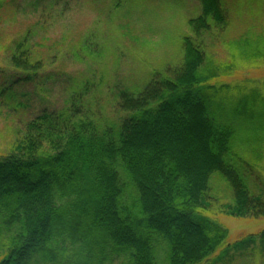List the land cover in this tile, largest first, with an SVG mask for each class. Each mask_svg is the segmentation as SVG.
I'll return each instance as SVG.
<instances>
[{
  "label": "trees",
  "instance_id": "16d2710c",
  "mask_svg": "<svg viewBox=\"0 0 264 264\" xmlns=\"http://www.w3.org/2000/svg\"><path fill=\"white\" fill-rule=\"evenodd\" d=\"M198 1L182 62L152 74L136 94L114 88L118 119L101 118L88 100L96 85L86 80L66 107L43 109L16 129L0 153V264H53L59 256L64 264H203L213 256L214 264H264V230L228 243V229L206 213L216 207L217 176L233 195L217 205L221 213L264 217V82H212L198 43L228 27L229 9L224 0ZM9 62L15 73L0 106L17 116L27 108L20 87L36 84L43 70L29 33Z\"/></svg>",
  "mask_w": 264,
  "mask_h": 264
},
{
  "label": "rangeland",
  "instance_id": "374dc122",
  "mask_svg": "<svg viewBox=\"0 0 264 264\" xmlns=\"http://www.w3.org/2000/svg\"><path fill=\"white\" fill-rule=\"evenodd\" d=\"M224 2L228 27L223 32L213 29L198 43L205 67L216 73L213 83L240 88L261 85L264 0ZM201 10L198 0H0V89L9 86L15 73L9 62L14 43L28 33L34 57L43 64L38 82L19 89L26 109L11 116L8 108L0 106V153L8 151L18 127L43 109L66 107L68 95L86 80L96 85L88 100L96 102L101 118L118 119L114 88L129 87L136 94L152 74L178 66L184 56L183 39L195 38L189 21ZM258 174L264 182V161ZM211 187L216 207L206 213L228 229V243L264 230V217L238 219L221 213L217 205L231 204L232 191L217 176ZM163 249L158 247L161 260ZM214 257L203 264H214ZM60 259L53 264H64ZM247 261L231 264H262L260 257ZM113 264L128 261L122 258Z\"/></svg>",
  "mask_w": 264,
  "mask_h": 264
}]
</instances>
